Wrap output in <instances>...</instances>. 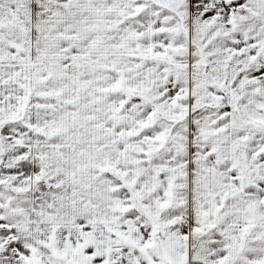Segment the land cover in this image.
Wrapping results in <instances>:
<instances>
[{"label":"snow or ice","instance_id":"obj_1","mask_svg":"<svg viewBox=\"0 0 264 264\" xmlns=\"http://www.w3.org/2000/svg\"><path fill=\"white\" fill-rule=\"evenodd\" d=\"M0 264H264V0H0Z\"/></svg>","mask_w":264,"mask_h":264}]
</instances>
